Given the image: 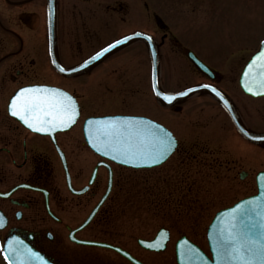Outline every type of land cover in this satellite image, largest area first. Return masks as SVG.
<instances>
[{
	"label": "flooded vegetation",
	"instance_id": "1",
	"mask_svg": "<svg viewBox=\"0 0 264 264\" xmlns=\"http://www.w3.org/2000/svg\"><path fill=\"white\" fill-rule=\"evenodd\" d=\"M136 1L144 3L143 10L149 22L139 24L141 22L137 19L127 17L129 6L124 5L125 0H0V212L6 219L5 227L0 229L1 244L12 232L24 235L32 233L35 245L60 264H77L66 262L67 254L60 256L62 249L69 253L94 254L96 257L114 256L125 264H132L112 247L93 246L92 252L81 248L88 245L67 243V231L74 228L77 238L118 245L143 262L152 254L147 250L135 249L133 225L119 227V219L129 218L133 212L132 201L127 198L134 190L133 168L109 162L112 187L92 220L81 226L89 210L101 200L110 176V168L100 166L93 181H90L93 167L103 158L86 152L81 123L78 122L70 130L56 132L51 137L31 132L18 120L8 116L6 111L9 96L23 85L51 83L69 89L70 80L77 79L80 80L79 84L85 85V81L82 83L84 79L112 76L119 68L112 59L118 51L74 75H67L61 69L75 66L117 37L134 30L152 34L158 48L168 39L172 52L184 51L178 38L159 21L158 12L146 0ZM135 45L143 48L147 58L148 51L142 40L134 41L123 49ZM242 51L244 54L240 52L238 64L246 58V48ZM102 62L107 63L106 70L100 68ZM205 81L221 88L232 101L243 123L257 131L249 121L254 113L260 114L264 120V97L254 99L247 96L240 88L235 69L216 71L213 79L207 78ZM72 90L83 103L84 94L81 96L76 88ZM207 95L214 99L215 106L221 110L217 100ZM222 116L225 120L223 123L232 125L225 111ZM235 132L241 139L236 129ZM182 148L180 142V152H183ZM84 153L91 154L89 166L86 165L85 156L82 157ZM172 164L168 168L183 170L179 160L175 159ZM224 164L225 188L245 192L256 189L252 173L241 175L240 157L237 160L228 159ZM167 169L158 176V187L161 178L167 180ZM149 171L145 174L148 184L150 177L154 176ZM184 172V181H187V170ZM175 184L176 189L182 186ZM189 185L193 183H187L188 191L191 190Z\"/></svg>",
	"mask_w": 264,
	"mask_h": 264
},
{
	"label": "rangeland",
	"instance_id": "2",
	"mask_svg": "<svg viewBox=\"0 0 264 264\" xmlns=\"http://www.w3.org/2000/svg\"><path fill=\"white\" fill-rule=\"evenodd\" d=\"M151 2L153 8L160 12L165 21L188 43H191L197 54L211 67L218 65L219 56L226 46L229 50L226 54H234L238 46L243 44L245 40L247 47L253 48L258 45L261 36H264V0H152ZM124 5L129 6L127 17L137 19L138 22H141L139 24L149 22L143 10L144 3L142 5L140 1L125 0ZM119 23H121L120 20ZM143 52V48L138 45L121 50L112 59L120 63L131 59V63L119 65L118 71L112 76L82 81V83L85 81L86 92L89 95L88 102L93 105V108L115 112L116 110H123L144 113L145 111L159 120L164 119L174 129V132L178 135L181 134L184 140L188 139L187 142H190L187 144L188 148L193 147L194 141L192 140H200V144L204 145L210 152L212 150L220 152L213 154L214 157L219 155L222 160L229 158V156L230 159L240 157V162H243L242 165L249 170V173L258 170L259 165L264 167V149L233 136L230 127L226 123L223 124V120L219 122L218 108L214 106V101L210 97L203 94L194 96L184 102L185 104L179 110H175L178 108H158L151 100V92L148 87V64ZM162 52L164 55L162 62L163 79L167 88H180L201 79L184 54L172 52L169 44L163 47ZM99 66L102 70H106L108 67L107 63L103 62ZM220 68L226 70L227 66L223 65ZM79 83L80 80H77V84L71 81L69 87L74 88L76 86L78 91H82L78 86L82 88L84 84ZM106 88L109 90L106 92L107 94H103ZM121 97L122 103L119 99ZM252 115L251 125L255 126L256 129H264L262 116L258 113ZM239 154L240 156H238ZM83 156H85L86 165L89 166L90 156L88 154H83ZM213 156L210 154L203 159L209 158L211 160ZM165 169L159 167L149 171L154 174L150 177L149 185L144 179V175L148 171L138 170L135 172L133 176L134 190L127 196L133 203V212H131L129 219L125 218L126 220L119 226L133 224L135 237L138 235V237L148 238L159 227L166 226L174 238H177L181 233L193 234L195 231L197 234L195 237L202 238L205 234L203 228L214 211L224 203H228L225 202L228 199V192L225 191L223 180H220L221 166L218 165L213 170L215 176L220 175L218 179L212 175L209 177L214 180V183L210 182L208 176H205L206 169L203 170L202 167H195L188 172L189 179L192 180V178L196 179L197 177L198 180L206 181L203 184L205 189L198 191L196 202L191 204V211H189L190 209L183 211L182 203L180 208H175V211H172L175 204L172 206L171 203L164 205V209L159 208L160 210L157 211L154 202H174L171 199L176 193V190L169 187L167 190L165 189L168 180L163 181L161 178L160 186L157 185L160 177H158L159 173L156 172H163ZM173 173L174 171L168 172L166 176L172 177L174 176ZM180 179V184H183L182 178L176 180L179 181ZM150 193L154 194L156 201L151 196H147ZM180 193L181 190L177 192V194ZM235 193L231 192L230 197H233ZM191 196L193 197L192 194ZM67 253L69 252L62 249L60 256ZM151 255L156 261L155 264H176L174 250L171 247ZM164 258L166 259L165 262L163 261ZM147 259L151 261L150 257ZM108 262L109 264H125L118 258L112 257H108ZM0 264L5 263L0 260Z\"/></svg>",
	"mask_w": 264,
	"mask_h": 264
},
{
	"label": "snow or ice",
	"instance_id": "3",
	"mask_svg": "<svg viewBox=\"0 0 264 264\" xmlns=\"http://www.w3.org/2000/svg\"><path fill=\"white\" fill-rule=\"evenodd\" d=\"M248 68L249 71L244 73L247 91L253 92L250 84L264 91V50ZM156 95L162 93L156 92ZM9 113L29 129L44 133L68 128L78 115V106L75 99L61 89L32 86L20 88L15 93L9 103ZM89 123H95V127L89 130L90 141L93 136L95 139L93 146L105 155L116 153L113 158H123V163H159L175 144L170 133L138 118ZM251 203L237 204L219 224L216 251L224 264H264V240L256 238V229H264V212L250 207ZM256 218H260L259 224L254 222ZM152 247L162 245L153 244ZM195 253L196 250L190 248L185 254L191 258Z\"/></svg>",
	"mask_w": 264,
	"mask_h": 264
},
{
	"label": "water",
	"instance_id": "4",
	"mask_svg": "<svg viewBox=\"0 0 264 264\" xmlns=\"http://www.w3.org/2000/svg\"><path fill=\"white\" fill-rule=\"evenodd\" d=\"M113 45L114 47H118L117 42ZM150 126L155 127L156 125H154V123L152 124L151 122ZM253 136L257 141H264V134L259 136L258 135H253ZM115 155L116 153L112 154V157H114ZM117 160H121V158ZM137 163L140 166L146 165L140 163L139 161H137ZM259 186H260V193L257 196L249 198L243 202H252L251 205H249L250 207L257 208L258 211L264 212V175H261L259 178ZM241 203L242 202H240L239 204ZM258 205L261 207H257ZM229 212L230 210L223 212L222 214L217 216L214 219L213 223L211 224L209 233H210V239L212 245L211 247L213 249V260L211 261L198 247L194 246L193 244L187 241H181L178 245V259L180 264H224V261L219 259V257L217 256L216 244L218 240L219 224L223 218H226ZM259 220L260 218H256L254 222L259 224ZM262 233H264V229H260L258 227L256 229V238L264 240V235H262ZM16 241H17L16 239L12 238L8 240L5 245V252L11 264H51L50 262L45 261L38 254L33 253L27 245L22 244L20 242L17 243ZM190 248L196 250V253L193 254L191 258H189V256L185 254L186 251Z\"/></svg>",
	"mask_w": 264,
	"mask_h": 264
}]
</instances>
